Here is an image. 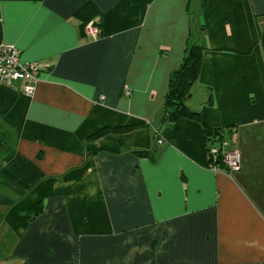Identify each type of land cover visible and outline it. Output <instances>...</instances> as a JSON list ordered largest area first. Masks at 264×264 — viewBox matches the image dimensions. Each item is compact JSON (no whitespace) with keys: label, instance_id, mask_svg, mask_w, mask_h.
<instances>
[{"label":"crops","instance_id":"obj_1","mask_svg":"<svg viewBox=\"0 0 264 264\" xmlns=\"http://www.w3.org/2000/svg\"><path fill=\"white\" fill-rule=\"evenodd\" d=\"M2 41L45 67L0 85V264H264V0H0ZM190 45L200 120L163 121Z\"/></svg>","mask_w":264,"mask_h":264},{"label":"built area","instance_id":"obj_2","mask_svg":"<svg viewBox=\"0 0 264 264\" xmlns=\"http://www.w3.org/2000/svg\"><path fill=\"white\" fill-rule=\"evenodd\" d=\"M84 31L90 38H97L100 30L96 20H90L84 27ZM45 65L40 61H21L19 49L11 42H0V85L17 87L26 95L32 96L38 82V75ZM124 95L128 96L130 90L123 88ZM104 96H100L103 99ZM213 136L206 146V167L212 171L220 169V164L226 170H237L240 166L239 152L235 147H229L228 141L215 139ZM161 143L162 139L158 138Z\"/></svg>","mask_w":264,"mask_h":264},{"label":"trees","instance_id":"obj_3","mask_svg":"<svg viewBox=\"0 0 264 264\" xmlns=\"http://www.w3.org/2000/svg\"><path fill=\"white\" fill-rule=\"evenodd\" d=\"M86 24L87 23L84 24V27ZM199 64L200 47L198 45H190L186 47L182 62L169 74L168 88L164 99L163 121H174L181 116L193 117L200 120V113L189 109L186 105V100L190 96V86L198 76ZM144 124L145 121L143 119L130 117L123 126L102 128L98 130L95 135L105 133L107 129L120 130L124 128L138 127ZM204 128L207 140L212 139L213 136L220 133L214 128H209L207 126H204ZM140 154H146V151H142ZM40 210L41 205L38 203L29 210V213L30 215H34Z\"/></svg>","mask_w":264,"mask_h":264},{"label":"rangeland","instance_id":"obj_4","mask_svg":"<svg viewBox=\"0 0 264 264\" xmlns=\"http://www.w3.org/2000/svg\"><path fill=\"white\" fill-rule=\"evenodd\" d=\"M140 117V116H139ZM142 117V116H141ZM143 118V117H142Z\"/></svg>","mask_w":264,"mask_h":264},{"label":"bare ground","instance_id":"obj_5","mask_svg":"<svg viewBox=\"0 0 264 264\" xmlns=\"http://www.w3.org/2000/svg\"><path fill=\"white\" fill-rule=\"evenodd\" d=\"M85 32V31H84Z\"/></svg>","mask_w":264,"mask_h":264}]
</instances>
